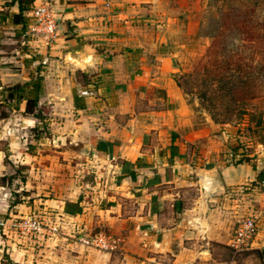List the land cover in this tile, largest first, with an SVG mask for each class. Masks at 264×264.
<instances>
[{
    "label": "crops",
    "instance_id": "obj_1",
    "mask_svg": "<svg viewBox=\"0 0 264 264\" xmlns=\"http://www.w3.org/2000/svg\"><path fill=\"white\" fill-rule=\"evenodd\" d=\"M10 1L0 0V10L18 12ZM41 2L57 20L50 44L28 31L25 39L20 24H0L16 30L18 43L0 39V144L10 151L0 146V179L13 175L0 190L8 194L10 179L30 185L40 212L65 234L25 247L1 240L7 264L220 263L215 245L230 244L250 216L257 233L249 248L264 264V152L252 161L232 156L211 124H196L176 79L200 0H35L25 12L31 22ZM39 64L38 107L49 109L42 119L2 93ZM93 227L110 249L71 236Z\"/></svg>",
    "mask_w": 264,
    "mask_h": 264
},
{
    "label": "rangeland",
    "instance_id": "obj_2",
    "mask_svg": "<svg viewBox=\"0 0 264 264\" xmlns=\"http://www.w3.org/2000/svg\"><path fill=\"white\" fill-rule=\"evenodd\" d=\"M194 13L199 20L197 34L188 41L189 52L179 56L177 82L194 111L196 124H211V134L226 144L232 156L237 154L239 159L252 161L264 152V70H258L262 65L256 54L260 48L250 40V35L255 30L262 33L258 22L264 20V0H200ZM4 25L10 26L8 23ZM2 26L0 39L8 37L6 40L9 43L18 44L15 41L16 30ZM229 58L233 59V66L237 62L241 65V69L233 71L232 81H228L229 76H222L227 75ZM41 69L45 71V67ZM3 109L0 108V111L4 112ZM43 109L44 112L49 111L46 106ZM40 131L43 136L46 135L45 130ZM37 134L38 131H33L26 136L30 140L31 135L36 137ZM0 146L6 154L10 153L4 141ZM14 169L22 179H27V167L19 164ZM9 177L13 175L1 178L0 183ZM25 185V182L22 184L10 179L8 194L0 190V264L9 261V254L1 240L25 247L38 239H59L63 236L30 237L16 232L12 223L28 215H37L47 224L59 223L62 226L61 221L49 220L40 212L42 204L34 203L32 188ZM13 202L23 206L13 210ZM26 205L30 206L27 211L24 210ZM36 205L39 207L36 208ZM91 232H99V229L93 227L88 230V233ZM74 233L78 230L72 231ZM215 246L214 258L220 263L213 264L263 263L261 253L251 248L235 249L230 244Z\"/></svg>",
    "mask_w": 264,
    "mask_h": 264
},
{
    "label": "built area",
    "instance_id": "obj_3",
    "mask_svg": "<svg viewBox=\"0 0 264 264\" xmlns=\"http://www.w3.org/2000/svg\"><path fill=\"white\" fill-rule=\"evenodd\" d=\"M32 18L28 34L42 38L46 44H50L56 37L57 20L55 19L51 6L48 2H41L32 7ZM83 95L91 94V91L84 90ZM12 225L20 236L30 237H54L64 235L65 231L59 223H45L37 215H28L16 220ZM257 233V220L255 217H246L237 222L230 246L235 249L249 248ZM71 236L78 243L87 247L101 250L111 248L109 237L104 232L87 233L78 231L71 233Z\"/></svg>",
    "mask_w": 264,
    "mask_h": 264
},
{
    "label": "trees",
    "instance_id": "obj_4",
    "mask_svg": "<svg viewBox=\"0 0 264 264\" xmlns=\"http://www.w3.org/2000/svg\"><path fill=\"white\" fill-rule=\"evenodd\" d=\"M35 0H11L9 5L18 3L19 11L11 12L10 10H0V24L4 25V23H8L9 25H21V29L24 32V38L27 39L26 32L29 29L31 24V19L29 16L25 14L28 11ZM261 32L252 31L250 35V40L256 42L257 46L260 48L257 51L258 61L262 63L259 67V72L264 70V20L259 21ZM227 75L222 74L224 78L229 76L228 81H232V76H234V72L237 69H241V65L237 62L236 66H233V59L229 58L227 60ZM42 64H39L36 67V74L31 77V79L23 84H14L11 86L4 87L2 89V93L6 96V99H9L12 105L18 107L21 101H26L25 112L36 114L37 117L43 118V107H38L39 96L43 87V74H42ZM245 69V68H244ZM246 71V70H245ZM233 72V73H230ZM221 76V79H222ZM38 110V111H37ZM263 174V171H261Z\"/></svg>",
    "mask_w": 264,
    "mask_h": 264
}]
</instances>
